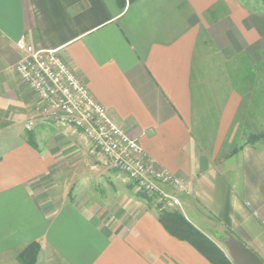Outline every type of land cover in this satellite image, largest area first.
<instances>
[{
    "label": "crops",
    "instance_id": "crops-1",
    "mask_svg": "<svg viewBox=\"0 0 264 264\" xmlns=\"http://www.w3.org/2000/svg\"><path fill=\"white\" fill-rule=\"evenodd\" d=\"M125 2L121 8L117 0H0V264H21L18 257L34 242L35 264H213L184 239L192 232L178 216L230 260L231 235L264 262L263 154L245 146L228 168L217 154L199 151L193 135L202 34L226 61L253 55L264 48V5ZM22 37L36 49L59 50L157 169L182 179L181 210L161 212L83 132L46 118L45 105L16 72ZM240 101L232 92L219 112L216 144H223ZM31 118L35 147L30 131L18 133ZM233 179L243 194L231 188Z\"/></svg>",
    "mask_w": 264,
    "mask_h": 264
},
{
    "label": "built area",
    "instance_id": "built-area-1",
    "mask_svg": "<svg viewBox=\"0 0 264 264\" xmlns=\"http://www.w3.org/2000/svg\"><path fill=\"white\" fill-rule=\"evenodd\" d=\"M16 46L22 53L16 72L45 105V116L51 123L83 132L109 167L135 182L138 190L167 197L171 206L179 204L176 197L164 193L157 184L173 185V178H163V172H155L154 163L144 155L138 141L110 119L106 108L91 97L59 50L36 49L25 37ZM34 126L31 121L26 129L30 131Z\"/></svg>",
    "mask_w": 264,
    "mask_h": 264
},
{
    "label": "rangeland",
    "instance_id": "rangeland-1",
    "mask_svg": "<svg viewBox=\"0 0 264 264\" xmlns=\"http://www.w3.org/2000/svg\"><path fill=\"white\" fill-rule=\"evenodd\" d=\"M247 1H254L258 6L264 5L260 0ZM251 4L252 7L255 6L254 3ZM252 53L257 62H264V48H259L257 52L253 50ZM234 59L229 61L224 60L218 52L217 47L208 41V37L205 34H202L195 58L193 75L196 83L193 135L199 151L211 157L217 154L218 158L223 159L225 163L229 161L230 156L245 146L258 148V152L264 156V81L261 80L264 76V71L256 75V80L253 84L244 87V96L236 92L241 98L239 109L233 119L230 129L223 134L225 135L223 144H216V124L219 112L226 105L230 94L234 92L229 73V70L233 67V64L230 65L231 61L234 62ZM248 90L251 91L247 94L246 92ZM31 121L35 124L34 128L30 130V132H32L36 127L35 118L27 119L24 123L25 126L19 129L18 133L21 134L24 130H27L26 125ZM227 164L229 168V163ZM152 167L157 173L163 172V178H173V185H166L163 182L157 184L164 193L176 197L179 204L171 206L172 201L169 198L155 192L138 190L135 182L131 180H128V182L134 184L137 193L150 197L152 203L160 208L161 212L168 216H172V211L174 213L176 210H181V196L186 192L187 186L181 178L171 175L167 171L158 170L155 164H152ZM176 181L178 183H176ZM168 183L170 182L168 181ZM235 184L236 181L233 179L230 186L233 188L234 192H242L243 194V189L241 187L239 188V186L236 185L234 188ZM246 205H248V202ZM235 237L237 236L235 235ZM33 244L38 243L34 242ZM29 246L27 248H29ZM27 248L22 254L24 255L25 261L28 263L31 262L32 256L30 252H28L30 253L28 254L29 256H26Z\"/></svg>",
    "mask_w": 264,
    "mask_h": 264
},
{
    "label": "trees",
    "instance_id": "trees-1",
    "mask_svg": "<svg viewBox=\"0 0 264 264\" xmlns=\"http://www.w3.org/2000/svg\"><path fill=\"white\" fill-rule=\"evenodd\" d=\"M264 4V0H260ZM121 8L125 7V0H117ZM235 61H231L233 67L229 70L231 76V82L233 84V91L237 92L239 95L244 96V87L253 84L256 80V75L259 72L264 71V62H257L251 53L245 52L237 56ZM262 68V69H261ZM260 69V70H259ZM264 81V76L262 79ZM193 85L196 86L193 80ZM246 89V88H245ZM251 91V90H250ZM246 92L247 94L250 92ZM30 144L35 147V142L33 141V133H29ZM181 224L185 225L192 233L186 239L189 241L199 252L205 255L213 264H233L231 260L207 237H205L200 231L191 226L182 216H178ZM165 227L174 234L173 229L164 224ZM40 246L38 244H32L27 248L26 256L31 253V262H26L24 255L19 256V262L21 264H35L37 255L39 253ZM30 252V253H28Z\"/></svg>",
    "mask_w": 264,
    "mask_h": 264
},
{
    "label": "water",
    "instance_id": "water-1",
    "mask_svg": "<svg viewBox=\"0 0 264 264\" xmlns=\"http://www.w3.org/2000/svg\"><path fill=\"white\" fill-rule=\"evenodd\" d=\"M227 248L233 264H264L255 252L231 235L227 242Z\"/></svg>",
    "mask_w": 264,
    "mask_h": 264
}]
</instances>
